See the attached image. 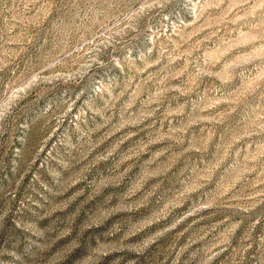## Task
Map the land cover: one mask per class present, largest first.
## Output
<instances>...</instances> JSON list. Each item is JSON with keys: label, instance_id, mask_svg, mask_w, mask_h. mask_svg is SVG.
I'll use <instances>...</instances> for the list:
<instances>
[{"label": "rangeland", "instance_id": "rangeland-1", "mask_svg": "<svg viewBox=\"0 0 264 264\" xmlns=\"http://www.w3.org/2000/svg\"><path fill=\"white\" fill-rule=\"evenodd\" d=\"M0 264H264V0H0Z\"/></svg>", "mask_w": 264, "mask_h": 264}]
</instances>
